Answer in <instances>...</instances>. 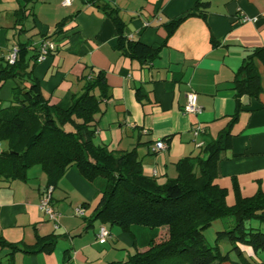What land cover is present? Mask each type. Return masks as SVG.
I'll return each instance as SVG.
<instances>
[{
  "label": "crops",
  "instance_id": "crops-1",
  "mask_svg": "<svg viewBox=\"0 0 264 264\" xmlns=\"http://www.w3.org/2000/svg\"><path fill=\"white\" fill-rule=\"evenodd\" d=\"M12 1V8L0 13L8 26H0V51L5 55L16 43L11 27L18 3ZM200 1L204 6L195 8L197 0H73L70 5L32 0L27 31L19 37L31 36L37 45L44 34L55 43L56 50L33 65V76L44 97L62 109L81 91L83 75L90 69L103 71L108 97L100 101L93 142L111 151L135 148L142 173L160 183L177 175L180 158L202 153L229 126L230 145L218 154L215 182L226 189L231 205L237 195L264 191V63L258 58L254 63L262 90L257 98L241 97L237 118L230 123L236 108V72L247 49L264 47V0ZM114 13L126 40L159 47L151 62L143 64L122 52ZM243 16L251 20L240 21ZM12 84L7 80L1 87L4 100L12 97ZM190 91L196 94L198 113L184 111ZM197 125L203 130L194 135ZM157 140H164L166 148L153 150ZM2 143L0 150L6 149ZM26 175H0V238L30 246L36 235L53 234L55 243L49 252L0 244V264H106L135 251L133 235L117 224L93 219L99 194L75 167L68 168L52 190L55 220L39 208L45 174L33 166ZM79 207L81 214L76 213ZM215 221L224 230L230 219ZM101 225L110 231L103 243L96 237ZM235 245L237 249L226 236L220 237L218 246L227 258L212 264H264V249Z\"/></svg>",
  "mask_w": 264,
  "mask_h": 264
},
{
  "label": "trees",
  "instance_id": "trees-1",
  "mask_svg": "<svg viewBox=\"0 0 264 264\" xmlns=\"http://www.w3.org/2000/svg\"><path fill=\"white\" fill-rule=\"evenodd\" d=\"M16 1L11 27L18 48L15 61L10 63L0 51V89L7 80L13 83L12 97L8 100L0 97V140L6 143V149L0 150V175L25 179L29 168L39 166L46 176L43 187L53 190L68 168L75 167L99 194L93 219L117 224L133 235L135 251L125 259L106 264H212L227 258L218 246L219 238L224 236L233 249H237V242L254 250L264 249V191L245 197L237 195L229 205L226 189L215 182L218 154L230 145L229 126L202 153L180 158L175 177L160 183L144 175L135 148L111 151L93 142L94 121L107 90L103 71L90 69L82 76L81 91L74 94L67 109L44 97L33 76V65L42 40L48 38L40 33L37 45L30 42L31 36L20 39L27 31L25 20L32 15L28 6L32 0ZM199 6L204 3L197 0L195 8ZM110 12L114 10L111 8ZM112 18L124 54L143 64L158 55L159 47L126 40L117 13ZM179 21L173 23V28ZM254 58L264 63V47L247 49L236 72L233 86L236 108L230 123L237 118L241 97L257 98L262 90ZM225 218H230L228 227L217 231L214 244L208 243L206 228ZM250 220L258 224L246 225ZM135 228L144 232L137 234ZM55 238L53 234L36 235L30 246L7 243L0 238V244L24 252H49Z\"/></svg>",
  "mask_w": 264,
  "mask_h": 264
},
{
  "label": "built area",
  "instance_id": "built-area-1",
  "mask_svg": "<svg viewBox=\"0 0 264 264\" xmlns=\"http://www.w3.org/2000/svg\"><path fill=\"white\" fill-rule=\"evenodd\" d=\"M73 0H62V5H70ZM251 20V18L247 16H243L240 21H248ZM147 25V24H145ZM55 43L49 39H43L40 45V51L39 55L37 57V61L42 60L49 51H53L55 49ZM18 48L16 45L12 46L11 50L9 53L6 55L7 60L10 63H13L16 59ZM184 111L186 113H198L200 111V107L198 106L196 102V94L193 91H190L187 93V99H186V104L184 106ZM203 129L197 125L193 128V134L197 135L199 132H201ZM166 148V142L164 140H157L154 143L153 150L159 151L163 150ZM51 196H52V189L51 188H42L41 191V197L39 201V208L40 210L47 215V217L51 220H55L56 214L52 208L51 204ZM76 213L81 214L82 213V208L79 207L76 209ZM110 232L106 228L105 225H101L98 229L97 232V240L100 243H103L106 241L107 237L109 236Z\"/></svg>",
  "mask_w": 264,
  "mask_h": 264
},
{
  "label": "rangeland",
  "instance_id": "rangeland-1",
  "mask_svg": "<svg viewBox=\"0 0 264 264\" xmlns=\"http://www.w3.org/2000/svg\"><path fill=\"white\" fill-rule=\"evenodd\" d=\"M12 3L13 1L12 0H2L1 2V11L0 13L3 14L5 13V10L6 8H12ZM0 26H3L4 28H7L8 26L5 24V20L4 18L2 17V15H0ZM7 26V27H6ZM2 95H3V92H2ZM6 102V101H5ZM3 147H6V144L5 143H2L1 144ZM230 218H227V220H229ZM258 222L256 220H250V221H247L246 222V225H257ZM222 227H221V224L219 221H215L213 222L208 228H206L205 230V236H206V239H207V242L210 243V244H213L214 243V240H215V235H216V230H220Z\"/></svg>",
  "mask_w": 264,
  "mask_h": 264
}]
</instances>
